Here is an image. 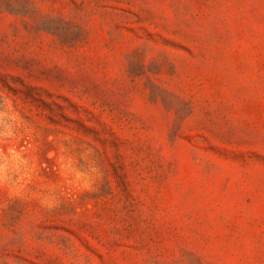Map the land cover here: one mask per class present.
<instances>
[{"label":"rangeland","instance_id":"1","mask_svg":"<svg viewBox=\"0 0 264 264\" xmlns=\"http://www.w3.org/2000/svg\"><path fill=\"white\" fill-rule=\"evenodd\" d=\"M0 264H264V0H0Z\"/></svg>","mask_w":264,"mask_h":264}]
</instances>
